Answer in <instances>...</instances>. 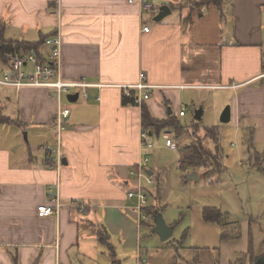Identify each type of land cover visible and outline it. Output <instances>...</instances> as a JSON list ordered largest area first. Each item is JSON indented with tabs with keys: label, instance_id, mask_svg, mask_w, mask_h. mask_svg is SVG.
Wrapping results in <instances>:
<instances>
[{
	"label": "crops",
	"instance_id": "crops-1",
	"mask_svg": "<svg viewBox=\"0 0 264 264\" xmlns=\"http://www.w3.org/2000/svg\"><path fill=\"white\" fill-rule=\"evenodd\" d=\"M151 1L156 7H170L171 15L157 23L155 13L143 14L139 4L128 0H0V29L4 26L6 39H13L7 38L8 32H35L33 41L57 32L65 80L84 77L92 83L129 85L145 72L148 82L159 87L144 103L157 120L174 115L181 122L187 116H179L187 109V92H227L235 126L253 121L243 127L250 142L258 122L264 139V86L253 82L264 63V0H228L223 10L196 9L191 24L185 23L191 13L189 4L203 0ZM144 26L149 32H143ZM0 90L7 104V113L0 112V124L11 126V135L5 136L0 125V264H72L71 253L79 264L89 256H96L98 263L100 228L148 264L140 234L150 220L139 225L136 204L127 198L129 172L147 154L140 140L142 107L124 106L121 90L111 87L90 89L88 100L81 98L72 106L61 101L71 115L59 133L62 163L58 165L56 155L43 150L45 145L57 147L58 142L59 101L53 90L26 88L15 95L18 105L13 108L9 106L14 98L5 93L13 90ZM28 124L33 139L31 133L25 142L18 133L12 134L13 128ZM160 135L167 147L179 150L172 141L179 136L172 131ZM178 169L185 170L183 163ZM149 173L161 177L165 197L159 205L165 207L161 201L166 198V173ZM157 192L158 186L154 194L148 191L152 205L157 203ZM57 195L59 214L40 217L38 208L55 205L52 200ZM204 230L211 229L205 226ZM208 235L207 243L220 239L216 248L226 242L222 232L217 238V230ZM182 247L176 246L175 262ZM207 248L190 247L191 264L196 258L201 264ZM256 251L258 247L251 243L243 256L254 262ZM104 254V260L112 263L110 255Z\"/></svg>",
	"mask_w": 264,
	"mask_h": 264
},
{
	"label": "rangeland",
	"instance_id": "rangeland-1",
	"mask_svg": "<svg viewBox=\"0 0 264 264\" xmlns=\"http://www.w3.org/2000/svg\"><path fill=\"white\" fill-rule=\"evenodd\" d=\"M157 9L159 10L160 7ZM36 35L35 32H8L7 38L33 41L36 40ZM3 93L4 90H0V112L7 113L5 109L7 104ZM5 93L14 98L9 107L17 106L16 93L10 90ZM229 100V94L224 91L187 92L185 103L187 116L181 118L184 130L179 137L172 139L179 150L167 147L166 139L162 135L151 137L150 142L153 145L151 149H147L149 155L144 153V159L147 160L145 170L146 172L152 170L157 173H166L163 180L166 198L161 201V205L165 207L160 215L168 226L174 228V232L169 240L162 241L161 237L154 232V227H150L153 226V219H149L150 226L142 228L140 234V247L148 264H191L194 257H192L190 247L193 246H208L204 250L206 252L201 255V264H256V261L264 254V156L259 157L261 152V155H264L263 128L258 122H255L257 133L255 132L252 136L253 139L251 138L249 142V139L244 135L243 127L253 124V121H242L240 127L235 126L233 119L230 123L223 124L221 122L223 111L228 106L232 109V103H229ZM62 101L65 106L74 105L65 96ZM200 108L203 109V116L202 120L198 121L195 119V112ZM31 126L28 124L20 130L13 128L12 134L18 133L24 142L26 141L24 140L25 135H27L29 141V134L33 133L29 129ZM3 127L5 128L1 133L5 136L11 135L9 128L11 126L2 125ZM211 127H216L220 133L222 172L218 168L216 170L218 175H212L211 178L205 180L206 170L203 168L193 169L184 166L185 170L180 171L177 162L183 163L184 147L188 146L194 137H198L207 149L213 150V144L208 140L207 134L203 132L205 128ZM33 137L32 134L31 139ZM30 144L33 152H36L32 142ZM34 145L37 146L36 143ZM182 148L183 150H181ZM192 173L196 174L197 181L188 179ZM210 173H214V171L211 170ZM146 175L148 174L146 173ZM151 178L152 182L150 183L145 176L142 177L141 183L137 177L130 178V189L141 184L145 193L149 191L154 194L157 189V176ZM160 184H162V180H160ZM150 197L149 195L148 205L151 206L153 199ZM131 201L137 205V197ZM206 207L219 209L225 215L224 221L227 229L232 231V234L239 233L240 238L228 240L219 248L214 246L221 242L220 239L215 243H213L214 241L207 243L208 234L213 236L217 230L218 238L221 236L222 228L219 224H207L204 221L203 211ZM147 222L144 223L147 224ZM205 226L210 227L211 230L205 231ZM111 242L116 248L117 259H121L122 264H139L136 255L133 256L131 250L122 248L121 239H111ZM180 243H183V247L179 250L180 258L177 256L175 262L174 257L178 254L176 246ZM251 243L258 247V251L254 253V262H251L249 257L243 256L249 252ZM103 252L109 257L108 249L100 244L98 263L96 256L80 260H82V264H109L104 260L106 257L101 256ZM247 259L248 261H246ZM71 261L72 264H79L72 253Z\"/></svg>",
	"mask_w": 264,
	"mask_h": 264
},
{
	"label": "built area",
	"instance_id": "built-area-1",
	"mask_svg": "<svg viewBox=\"0 0 264 264\" xmlns=\"http://www.w3.org/2000/svg\"><path fill=\"white\" fill-rule=\"evenodd\" d=\"M130 4H139L143 14L156 15L158 12L157 7L151 0H128ZM155 16V17H156ZM154 17V18H155ZM143 32H149V27L144 26ZM46 46L50 49L48 53L43 56V59L35 52L32 51L28 54H21L18 58L11 60L8 65H4L0 60V89H11L19 96L21 91L26 88H45L51 89L56 94L59 101V109L56 114V130L58 132L57 147L45 145L43 150L49 154L56 155L57 159L54 160L55 164L61 165L62 157L60 151V138L59 133L66 129L67 119L71 115V110L68 107H62L61 101L65 96L70 94H79V100L82 98L88 100V90L90 89H103V88H118L121 90L122 97L124 99H134L135 103L139 107L149 101L152 96V90L159 88L156 85H152L148 82V77L145 72H141L139 80L135 84L129 85H108L102 83H92L87 81L86 78L70 81L65 80L62 75V41L60 35H55L46 40ZM253 82H258L264 86V63L260 73L253 79ZM230 88H236L232 85ZM186 109L180 112V117L185 116ZM151 133L140 129V140L142 149H151L152 143L148 142ZM174 149V146H170ZM50 160L51 158L49 156ZM147 160L142 159L138 164L129 172V179L137 177L139 183H141L142 177H147L148 182H152V176L145 170ZM178 168H182V164L177 162ZM146 173L148 175H146ZM144 188L141 184L134 189H130L127 192L128 200H133L137 197V205L134 207L135 213H137V222L142 225L144 221H149V216L144 213V209L149 207L148 205V192H144ZM55 205H41L38 208V214L40 217L48 218L59 214L60 204L58 195L54 196L52 200ZM139 264H143L139 257Z\"/></svg>",
	"mask_w": 264,
	"mask_h": 264
},
{
	"label": "trees",
	"instance_id": "trees-1",
	"mask_svg": "<svg viewBox=\"0 0 264 264\" xmlns=\"http://www.w3.org/2000/svg\"><path fill=\"white\" fill-rule=\"evenodd\" d=\"M228 4V0H203L197 1L195 3H190L191 13L185 19V23L191 24L193 21V13L196 9L207 8L210 6H215L220 10H223L225 5ZM4 26L0 29V60L4 65H8V63L18 58L22 53L28 54L32 51H35L42 59L43 56L50 51L49 48L46 46V40L55 36L57 32H53L48 35H40L39 40L37 41H29V40H19V39H6L4 37ZM124 106L132 105L138 106L135 103V100L132 99H124L123 103ZM142 128L145 131L151 133L153 135H160L162 132L172 131L174 135L180 136L184 130L182 123L174 116L170 115L166 117L164 120H157L154 119L148 110L146 109L145 105H142ZM205 132L207 134L208 140L213 144V150L207 149L204 146V143L198 138L194 137L193 141L184 148V156H183V165L189 168H203L206 170L204 173L205 180L212 177V175H218L216 170L220 168L222 172V149L220 146V133L216 127L205 128ZM182 164V163H181ZM213 170L214 173H210ZM161 177L160 175L157 176V186H158V196H156V204L147 207L144 209V213L149 216L150 219H153L156 212L161 213L164 207L159 205L160 200L165 197V191L163 186L160 184ZM224 214L216 208H209L206 207L203 211L204 220L208 223H215L221 225L222 228V241H228L232 239H239V233L232 234V231L227 229ZM145 222V221H144ZM142 223L144 224L146 223ZM97 236L100 241V244L105 246L108 251L109 255L112 259L111 264H122L119 259H117L116 248L111 242L110 235L107 233L106 229L100 228L97 230ZM181 245L183 243H180ZM177 260V258H176ZM192 264H198V259H195V262Z\"/></svg>",
	"mask_w": 264,
	"mask_h": 264
},
{
	"label": "water",
	"instance_id": "water-1",
	"mask_svg": "<svg viewBox=\"0 0 264 264\" xmlns=\"http://www.w3.org/2000/svg\"><path fill=\"white\" fill-rule=\"evenodd\" d=\"M171 13H172V11H171L170 7L162 6V7H160L159 12H158L157 16L155 17L154 21L157 22V23H160L165 18L170 16ZM67 100L70 103H77L79 101V94L78 93L70 94V95L67 96ZM202 116H203V109L200 108V109H198L195 112V119L200 121V120H202ZM231 121H232V110H231L230 106H228L223 111V113L221 115V122L223 124H228ZM25 139H27V135H25ZM149 174L152 175V172H150ZM188 179H193L195 181L198 180L195 173L190 174L188 176ZM160 214L161 213H159V212H156V214H155V217H154V223H155L154 232L161 237L162 241H167L173 236L174 228L171 227V226H168L165 223V221L163 220V218H162V216ZM256 264H264V254L262 256H260V258L256 261Z\"/></svg>",
	"mask_w": 264,
	"mask_h": 264
}]
</instances>
